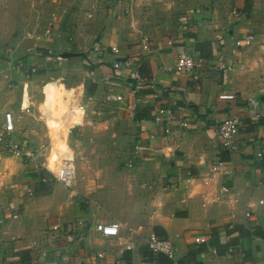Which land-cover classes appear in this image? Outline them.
Segmentation results:
<instances>
[{"label":"crops","instance_id":"obj_1","mask_svg":"<svg viewBox=\"0 0 264 264\" xmlns=\"http://www.w3.org/2000/svg\"><path fill=\"white\" fill-rule=\"evenodd\" d=\"M247 1L228 7L227 18L204 20L201 14L186 15L197 18L200 28L195 34L187 33L185 39L180 25L172 34L151 37L148 49L145 39L140 45H118L117 54H99L92 66H84L78 79H62L60 84L53 83L52 89L48 81L37 84L41 100L35 96L34 82L28 85L24 79H29L21 71L24 86L12 96L15 102L3 108L0 99V124L5 113L11 111L17 117L19 132L28 137L33 150L49 138L53 143V136L58 134L48 128L52 119L45 118L44 112L57 106L61 111L67 101L65 97L61 104V98L72 91L69 114L78 120L68 122L70 129L62 133V141L80 157L78 182L74 190L56 180L52 185L54 179L45 168L34 171L31 179L25 171L11 176L6 170L8 163H0V218H5L0 223V264H264V88L254 92L258 86L245 79L237 67L254 44L264 48V0H249L251 15L244 18L242 10ZM224 32L228 36L221 41L218 37ZM248 32L254 35L252 44L238 55L231 54L232 40ZM174 37L176 43L169 44ZM197 43H206L204 57L210 58L197 79L165 70L181 52L194 49ZM220 53L234 64L226 84L212 62ZM83 56L79 53L62 64L71 66L77 63L72 60ZM121 58L132 59L133 69H114V62ZM260 67L264 69V59ZM39 70L33 75H39ZM136 72L142 86L130 78ZM129 80H135V89L129 86ZM55 87L57 91L53 92ZM6 91L0 92V98H8ZM110 92L122 95V100H108ZM223 93L236 94L237 98L220 99ZM28 107L29 111L25 109ZM159 108L175 109L169 124H164L172 131L168 143L163 125L154 120ZM234 115L242 119L239 151L229 152L222 148L216 124ZM183 118L188 121L187 127L180 124ZM39 120H44L47 133L44 138L39 134L37 147L32 144L33 133H38L33 126L37 128ZM138 139L143 143L142 155L129 168L127 162ZM5 153L17 158L0 149L1 158ZM218 158L227 161L233 173L206 184ZM54 162L47 165L55 167ZM17 176L26 180V189L13 188L16 184L11 181ZM225 183L253 211L249 222L239 223L235 229L229 228L227 199L215 201L222 196ZM28 188L34 191L32 196ZM14 214L18 217L13 218ZM110 222L121 223L117 237H104L96 228L98 223ZM72 230H80L81 238L69 242L67 234ZM152 232L173 243L175 260L149 250L147 241ZM198 234L207 235L208 243L197 245L194 237Z\"/></svg>","mask_w":264,"mask_h":264},{"label":"rangeland","instance_id":"obj_2","mask_svg":"<svg viewBox=\"0 0 264 264\" xmlns=\"http://www.w3.org/2000/svg\"><path fill=\"white\" fill-rule=\"evenodd\" d=\"M240 1L242 0H0V71L2 75L0 92L6 88L8 96L7 99L0 98L2 106L4 108V104L14 101L12 96H17L23 89L24 83H21L23 78L20 77L23 73L17 64L21 59L27 58L29 65L36 63L40 69L39 75L27 77L29 80L24 79V81L29 82L28 85L34 82L35 96L37 95V99L41 100L42 96L36 90V85H42L43 82L48 81L47 84H51L48 88L52 89V84L58 83L59 78L64 82H69L73 78L78 79L79 72L85 69L84 66H87V63L92 66L94 60L90 57L95 55L93 53L95 45L108 47V49L125 44L140 45L145 39L148 41L151 37L174 33L181 25L182 16L191 17L193 14H201L200 19L204 20L227 18L228 7L236 5L235 3L239 4ZM190 19V21L198 20ZM199 28L196 30L198 31ZM196 30L190 34H195ZM254 46L253 49L246 51L243 65L240 62L237 67L241 69V75H244L245 79L258 86L254 90L257 92L264 88V69L260 67L264 59L261 57V54L264 56V48L259 44ZM64 51L79 52L86 56L72 60L71 62L77 61V63L71 66H64L62 63L66 60L61 57ZM85 57H87L86 64ZM10 60L13 61L12 64L8 63ZM56 88L53 92L57 91ZM63 91L62 89L61 92ZM72 94L70 91L61 98V104L65 97L67 100L61 111L57 110L60 109L57 106L55 110L47 107L49 111L44 112L45 118L52 119L50 121L52 127L48 128L55 130L58 134L57 137L53 136L55 138L53 143L48 137L45 144L47 150L43 161L46 165L50 161H55L61 150L70 151L62 141L65 138L62 133L66 134L70 129V121L73 123L78 120L77 116L70 117L69 114L68 106L71 103L69 100L72 99ZM51 99L52 95L48 101ZM6 100L7 102L4 103ZM57 104L58 98L54 105ZM58 118L61 121L57 123ZM37 125V128L33 126L38 132L33 133V146L41 142L39 134L44 138L47 133L44 120L41 122L39 120ZM60 128L62 130L59 133ZM71 128L72 135L75 136L76 126ZM56 142L59 143L56 145ZM56 148L60 150L57 151ZM70 152L75 156L78 182L80 157L76 151ZM0 163H8L6 170L11 176L18 173L24 174L25 171L29 179L34 177L35 170L22 159L10 157L5 153L2 158L0 157ZM22 176H17V179L11 181L16 184L14 189L23 188V186L25 188L26 180L21 179ZM2 177L0 174L1 182ZM51 184H56L55 180ZM21 196H24L23 192ZM10 206L14 208L13 203ZM14 210L19 212V209L14 208Z\"/></svg>","mask_w":264,"mask_h":264},{"label":"built area","instance_id":"obj_3","mask_svg":"<svg viewBox=\"0 0 264 264\" xmlns=\"http://www.w3.org/2000/svg\"><path fill=\"white\" fill-rule=\"evenodd\" d=\"M200 10H198L199 12ZM190 18V17H189ZM187 16L181 17V30L183 35L181 36L185 39V36L189 32H193L199 26L198 22L190 21ZM195 28V29H194ZM227 33H223L219 35V39L223 41L226 38ZM254 40V35L252 32L245 33L240 37H236L232 40L230 46V53L233 55H238L242 48L246 46H250ZM177 38H173L169 40V44L176 43ZM145 48L148 49L150 47L149 40L146 41ZM109 51L117 54L119 52L118 47L112 46L111 49L108 47H102L101 45H95L93 53L95 55L91 56L92 60H96L97 56L100 54L108 53ZM210 60L202 57L195 49H191L188 51H183L179 54L178 59L175 63L171 65L165 66V70L170 73L182 74L186 73L192 75L195 79L198 78L199 70L203 69L207 62ZM215 63L216 69L221 73L223 83H228L229 74L234 69L233 62L229 61L227 55L225 53H220L213 61ZM8 63L12 64L13 61L10 60ZM20 69L30 77L33 74L38 72V68L36 63L28 64V59L24 58L19 60L17 63ZM134 63L132 59L121 58L114 62L113 67L116 70L121 69H133ZM132 79H136L138 81V85L142 86L143 81L141 76L136 72L132 73ZM135 81V80H134ZM132 80L128 81L129 86L132 89H135V82ZM59 83H62V79L58 80ZM220 99H236V94H228L223 93L220 94ZM122 95L114 92H110L108 95V100L110 101H120L122 100ZM252 105L254 104L253 99H250ZM29 111V107L25 108ZM175 113V109L172 108H159L158 111L154 115V120L156 124L163 125V137L165 143H168L169 135L171 134V127L164 126V124H169L170 116ZM17 117L11 111H7L4 116L3 123L0 124V149L7 151L11 155L22 159L25 163L31 166L35 171H39L43 168H47L51 174L50 179H54L60 182L64 187L74 190L77 183V167L75 164V156L72 152L68 150H61L60 154H57L55 159V167H49L45 165L43 158L46 154V146L41 145L37 150H33L30 146L31 142L28 137L23 133L19 132L17 126ZM181 126L187 127L188 121L183 118L180 122ZM242 126V119L240 116H230L216 124V132L220 139L222 140V148L229 152H237L239 151L238 144V135L240 133V129ZM152 138H155L156 135H152ZM57 151L60 148H56ZM70 150V149H69ZM143 143L140 139L134 144V149L131 154L132 158H130L127 162V166L129 168H133L134 159L142 155ZM233 173V169L229 166L228 162L222 158H218L215 163H213L211 167V173L208 178L205 179V183L209 184L221 176H230ZM47 181L46 179H43ZM222 196H217L215 201L225 200L228 201L230 207V223L229 228L235 229L236 225L239 223H247L253 217L252 209L247 206H244L242 199L240 196L234 191V189L228 184H223L221 187ZM27 193L29 195H33L34 191L30 188L27 189ZM228 197V198H227ZM13 218H17L18 214L12 215ZM5 218H0V223H3ZM79 224H82V221H79ZM97 230L104 237H117L120 233L121 223L119 222H110V223H98L96 226ZM80 230H78L79 232ZM76 230H72L67 234V240L69 242L74 241L76 238H81V235ZM208 236L205 234H198L194 237V242L197 245H203L208 243ZM147 246L150 251L155 254H164L169 259L175 260L176 254L173 247V243L164 237L157 235L155 232H152L147 241ZM128 248H132V246L128 245ZM3 264H9L5 261Z\"/></svg>","mask_w":264,"mask_h":264},{"label":"trees","instance_id":"obj_4","mask_svg":"<svg viewBox=\"0 0 264 264\" xmlns=\"http://www.w3.org/2000/svg\"><path fill=\"white\" fill-rule=\"evenodd\" d=\"M250 10H251V4L250 1L248 0L245 4V7L242 10L243 13V17H249L250 14ZM196 50V52H198L202 57H204V53L206 51V43H197L196 47L194 48ZM205 58V57H204ZM210 60V58H207Z\"/></svg>","mask_w":264,"mask_h":264},{"label":"water","instance_id":"obj_5","mask_svg":"<svg viewBox=\"0 0 264 264\" xmlns=\"http://www.w3.org/2000/svg\"><path fill=\"white\" fill-rule=\"evenodd\" d=\"M79 55V53L77 52H72V51H64L61 53V57L64 58V59H69L73 56H77ZM261 99L264 100V93L261 95Z\"/></svg>","mask_w":264,"mask_h":264}]
</instances>
